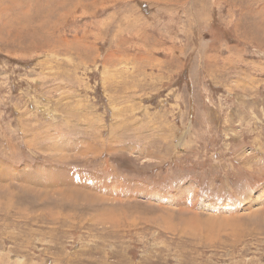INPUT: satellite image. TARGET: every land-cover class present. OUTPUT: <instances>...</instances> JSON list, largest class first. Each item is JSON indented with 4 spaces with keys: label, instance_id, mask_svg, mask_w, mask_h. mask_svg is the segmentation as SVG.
I'll use <instances>...</instances> for the list:
<instances>
[{
    "label": "rangeland",
    "instance_id": "rangeland-1",
    "mask_svg": "<svg viewBox=\"0 0 264 264\" xmlns=\"http://www.w3.org/2000/svg\"><path fill=\"white\" fill-rule=\"evenodd\" d=\"M0 264H264V0H0Z\"/></svg>",
    "mask_w": 264,
    "mask_h": 264
},
{
    "label": "bare ground",
    "instance_id": "bare-ground-1",
    "mask_svg": "<svg viewBox=\"0 0 264 264\" xmlns=\"http://www.w3.org/2000/svg\"><path fill=\"white\" fill-rule=\"evenodd\" d=\"M63 2H64V1H63ZM35 3H36V2H35ZM57 3H58V2H57ZM54 4H55V3H54ZM64 4H65V3H64ZM42 5H43V4H42ZM66 5H68V4H66ZM57 6H58V5H57ZM59 6H60V5H59ZM79 6H80V5H79ZM62 9H63V8H62ZM54 11H55V10H54ZM64 11H65V10H64ZM76 193H77L78 196L80 195L82 198H85V197L82 195L83 192H82V193H78V192H76ZM76 199H77V198H76Z\"/></svg>",
    "mask_w": 264,
    "mask_h": 264
}]
</instances>
